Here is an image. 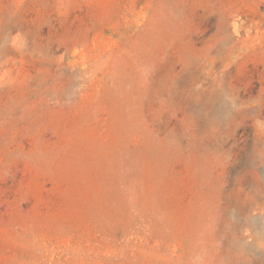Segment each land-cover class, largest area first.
Masks as SVG:
<instances>
[{"label":"rangeland","instance_id":"rangeland-1","mask_svg":"<svg viewBox=\"0 0 264 264\" xmlns=\"http://www.w3.org/2000/svg\"><path fill=\"white\" fill-rule=\"evenodd\" d=\"M0 264H264V0H0Z\"/></svg>","mask_w":264,"mask_h":264}]
</instances>
